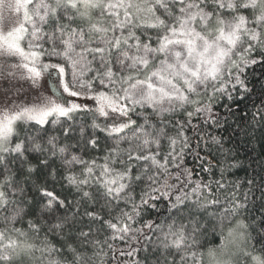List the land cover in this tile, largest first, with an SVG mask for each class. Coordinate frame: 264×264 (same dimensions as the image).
<instances>
[{
  "label": "snow or ice",
  "instance_id": "6c2138e0",
  "mask_svg": "<svg viewBox=\"0 0 264 264\" xmlns=\"http://www.w3.org/2000/svg\"><path fill=\"white\" fill-rule=\"evenodd\" d=\"M5 8L16 20L7 31L0 30V57L18 58L23 78L38 91L26 101L0 105V212L5 213L0 219V264H93V247L100 245L90 231L80 232L78 243L59 247L46 238L32 239L30 234L40 236L39 217L27 222L26 231L16 227L28 213L16 206L22 189L14 184L11 165L26 159L25 154L42 157L44 165L49 158H60L68 173L64 179L85 202L131 204V212L121 210L109 219L86 213L116 234L131 230L133 214L139 215L141 208H156L153 202L166 200L170 215L156 225L160 235L152 250L155 264H161V248L164 264L175 255L179 261L172 264H196L193 248L201 222L183 213L187 202L204 207L217 201L204 196L205 190L212 193L210 182L194 181L190 169H181L190 147L186 131L196 130L194 117L215 121L214 98L232 99L237 87L248 91L245 70L264 63V0H0V12ZM43 57L47 63L41 62ZM75 98L91 101L95 108ZM138 109H150L158 117L183 113L186 119L161 127L162 120L152 122ZM82 111H91L92 128L112 140L100 163L73 151L81 140L86 148L98 144L91 132L84 139V126L76 129L71 123ZM130 113L143 122L137 123ZM99 117L104 120L97 123ZM61 118L59 135L48 136L45 126L61 124ZM65 140H75V145ZM75 166H80L78 174ZM172 168L177 170L174 179ZM139 185L146 187H140L137 204ZM188 186L190 191H184ZM38 191L51 223L65 200L46 182ZM240 207L236 204L225 213L235 216ZM64 227L54 223L50 230L62 233ZM245 230L237 221L229 236L243 237ZM234 247L244 264H264V246L249 250L239 240ZM143 264H150L149 259Z\"/></svg>",
  "mask_w": 264,
  "mask_h": 264
},
{
  "label": "trees",
  "instance_id": "16d2710c",
  "mask_svg": "<svg viewBox=\"0 0 264 264\" xmlns=\"http://www.w3.org/2000/svg\"><path fill=\"white\" fill-rule=\"evenodd\" d=\"M254 58L260 59L258 55ZM242 78L248 88L247 92L237 87V90L232 92V99H228L227 96L214 98L212 112L215 121L204 122L203 116L194 117L191 124L196 130L186 131L190 147L184 151L181 169H190L194 181L210 182L212 193L209 196L205 190L204 196L208 200L217 201L216 204H206L204 207L187 202L188 207L183 213L201 222V234L198 236L197 245L193 248L197 254L196 264H222L221 259L226 260L223 259L222 253L226 248L229 230L237 221L246 226L242 241L249 250L254 247L259 251L264 246V63L250 65ZM138 111H142L143 115L152 122L162 120L161 127L171 128L172 121L183 123L186 119L183 113L158 117L150 109H138ZM133 116L137 123L143 122L135 114ZM93 121L94 117L90 111L75 114L71 122L74 128L84 126V139L89 138L88 133L91 132L97 138L98 144L95 149L86 148L81 140V144L73 151L76 154L82 152L85 159L96 158L100 163L112 140L105 132L93 129ZM96 122L99 123L97 120ZM62 124L63 118H61V124L46 125L47 135H59ZM185 127L188 128L187 125ZM76 135L79 138L78 132ZM65 142L75 145V140H65ZM25 155L26 159L14 160L11 165L14 184L22 189V193L16 197V206L28 213L17 221V228L26 231L27 222L39 217L42 223L40 236L35 237L30 234V237L32 239L46 238L49 243L57 247L60 244L78 243L80 232L90 231L93 238L100 241L98 247L90 245L95 252L93 264H134L137 260L143 264L145 258L149 259L150 264H155L152 250L153 246L159 245L157 236L160 235L156 225L164 224L166 217L170 215L166 200L153 202L158 205L156 208L148 206L141 208L139 215L133 214L135 222L131 223V230L126 234H116L100 220L93 221L86 213L95 212L104 219H109L119 215L121 210L131 212V204L121 202L119 205L104 207L102 200L85 202L81 200L76 188L70 186L64 179L68 173L60 158H49L47 165H44L41 163L42 157L38 158L35 154ZM73 171L78 174L80 166H75ZM50 172L52 175L49 174ZM171 172L174 179L177 170L172 168ZM45 182L49 190H54L61 199L65 200L64 208H58L55 211L56 219L51 223L48 220L49 214H45L47 210L44 209L38 191ZM217 182L223 186L220 187ZM140 187H146V185H139L135 190L137 204L140 202ZM190 187H185L183 190L190 191ZM236 204L242 207L237 209L235 216L225 213V209ZM4 215L5 213L0 212V219ZM54 223L65 225L62 233L59 230L56 233L50 230ZM149 224H152L153 228H148ZM114 235L115 239L112 238ZM146 237H151V240ZM143 246H148L149 250L144 251ZM232 248L230 247L231 250ZM128 253L132 254L128 255ZM159 254L162 257L161 264H164L165 253L162 248ZM236 260L244 264L242 257L231 261L235 264ZM168 261L169 264L173 261L178 262L179 255L168 256ZM188 264H191V261Z\"/></svg>",
  "mask_w": 264,
  "mask_h": 264
},
{
  "label": "rangeland",
  "instance_id": "374dc122",
  "mask_svg": "<svg viewBox=\"0 0 264 264\" xmlns=\"http://www.w3.org/2000/svg\"><path fill=\"white\" fill-rule=\"evenodd\" d=\"M15 20L16 17L14 14L10 13L6 8L3 9L2 12H0V30L7 31L8 28L15 23ZM17 60L18 58L0 57V105L11 101H26L38 91L36 86H33L29 80L23 78L24 70L16 66ZM41 62L47 63L48 58L43 57ZM46 79L47 77L45 75L40 80V87H43ZM75 99L77 103H86L89 108H95V105L91 101H84L83 98ZM130 115L132 116V119H135L132 113H130ZM96 120L100 123L104 118L99 117ZM242 239L243 237H239L237 233L228 237L226 248L222 253V255H224L223 259L230 260L229 258H231V260H233L234 258H237L233 252L235 251L234 245ZM230 247H233L232 250ZM230 251L233 253L232 256L228 255ZM221 261L223 262L225 260L221 259Z\"/></svg>",
  "mask_w": 264,
  "mask_h": 264
}]
</instances>
